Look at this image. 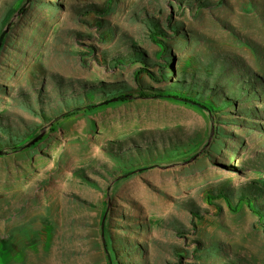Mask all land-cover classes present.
I'll return each instance as SVG.
<instances>
[{"label":"rangeland","instance_id":"374dc122","mask_svg":"<svg viewBox=\"0 0 264 264\" xmlns=\"http://www.w3.org/2000/svg\"><path fill=\"white\" fill-rule=\"evenodd\" d=\"M0 152V264H264V0H0Z\"/></svg>","mask_w":264,"mask_h":264},{"label":"trees","instance_id":"16d2710c","mask_svg":"<svg viewBox=\"0 0 264 264\" xmlns=\"http://www.w3.org/2000/svg\"><path fill=\"white\" fill-rule=\"evenodd\" d=\"M159 96H164L163 94H159ZM166 97H172V98H179L182 101L199 104L198 100L191 95L183 94V93H177V92H170L169 94L165 95ZM201 102V101H200ZM201 106L205 108L206 110H212L211 106L205 104L204 102Z\"/></svg>","mask_w":264,"mask_h":264},{"label":"water","instance_id":"95a60500","mask_svg":"<svg viewBox=\"0 0 264 264\" xmlns=\"http://www.w3.org/2000/svg\"><path fill=\"white\" fill-rule=\"evenodd\" d=\"M1 153V152H0Z\"/></svg>","mask_w":264,"mask_h":264}]
</instances>
